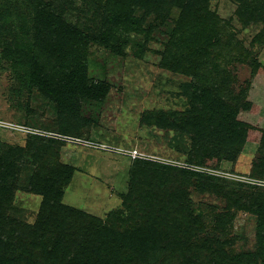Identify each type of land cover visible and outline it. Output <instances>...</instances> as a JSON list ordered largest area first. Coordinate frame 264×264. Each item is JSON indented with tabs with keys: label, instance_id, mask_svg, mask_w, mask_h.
I'll use <instances>...</instances> for the list:
<instances>
[{
	"label": "rangeland",
	"instance_id": "obj_1",
	"mask_svg": "<svg viewBox=\"0 0 264 264\" xmlns=\"http://www.w3.org/2000/svg\"><path fill=\"white\" fill-rule=\"evenodd\" d=\"M122 3L139 21L135 28L109 20L110 4L121 7ZM183 7L184 0H0L3 152H8L7 147H26L35 137L60 143L58 162L75 170L63 189L61 203L82 212L86 219H97L76 223L87 228L91 223L107 224L106 237L112 239L113 246L123 240L119 234L135 229L134 238L147 239L157 248V264H176L165 261L171 253L166 234L160 231H166L160 215L164 198L168 203H179L178 218L186 215L185 204L188 214H203L204 230L195 239L194 250L208 241V245L223 246L235 256L258 251V218L233 209L235 216L226 218L233 221H222L220 213L227 209V201L221 189L227 196L241 193L245 198L260 193L258 200L264 201V150L259 144L264 129V0L197 1L196 10L209 20L180 28ZM44 8L67 27L80 31L85 45L72 44L67 52L55 50L52 34H46L50 26L38 23ZM72 54L81 57L82 84L88 91L97 89L83 95L80 87L69 99L60 95L57 102L48 91L63 88L61 71L60 87L45 81L37 86L36 73L52 67L58 70L56 63L64 55L68 63L60 65L65 75L74 70L69 68L75 65L69 62ZM214 64L219 65L220 72L211 92L219 94L218 102L225 107H234L238 122L246 124L247 131L253 130L248 141L237 147L233 160L220 156L229 143L218 141L217 166L210 168L190 162L191 135L161 126L158 121L166 113L190 109L193 85L208 87L207 71ZM250 86L248 98L241 101L250 103L244 109L235 98ZM213 107L211 104L207 111H217ZM132 152L140 158L134 159ZM25 160L28 165L20 170L17 191L0 208V216H5L2 222L17 231L21 225L37 223L43 211V195L31 189L38 164L29 155ZM136 162L143 169L157 168L167 177L155 181L151 174L137 173L146 181L145 191L131 198L126 216L113 217L124 209L125 197L131 193ZM165 167L187 171L188 175ZM148 193L154 194L150 199L154 216L147 213L150 208L146 204L142 206L140 195ZM182 199L185 204H180ZM46 214L56 215L53 208ZM206 256L201 255V260H208Z\"/></svg>",
	"mask_w": 264,
	"mask_h": 264
},
{
	"label": "trees",
	"instance_id": "obj_2",
	"mask_svg": "<svg viewBox=\"0 0 264 264\" xmlns=\"http://www.w3.org/2000/svg\"><path fill=\"white\" fill-rule=\"evenodd\" d=\"M197 1L202 3L206 0H184L186 7L181 8V19L180 24H178L180 28L195 21L204 24L205 19H208L196 10ZM122 4L121 7L110 4L111 8L108 11L111 17L109 20L119 24L125 22L126 25L129 24V27L135 28L139 25V21L133 17L130 10L126 11V5ZM205 5L204 3V9ZM44 9L38 14V23L41 21L46 27L50 26L51 31L47 30L46 34H52L55 50L60 52L66 50L67 52V49H71L73 45L81 44L82 47L85 45L81 43L83 39L80 31L67 27L61 20L57 19L58 17L47 12L46 9L48 8ZM184 20L187 22L183 23ZM104 37H107L106 33H104ZM82 54H85L84 50H82ZM60 57L56 63L58 70L52 67L46 69L45 72L43 70L40 74L36 73L37 86H40V83L44 84L43 81H45L46 85L51 82L60 87L59 71H61L62 81L65 84L63 83V88L59 89L60 92L48 91L53 100L58 102L61 98L60 95L69 99L72 91H75L76 94L80 87L84 90L80 92L83 95L92 94L96 91L97 88L88 91V87L86 88L82 84V61L79 55H71L69 62H73L75 65L69 68L74 70H68L65 75H63L64 66L60 63L66 65L68 62L64 55ZM219 72V65L214 64L213 69L207 71L210 80L208 87L193 85L194 90H191L192 93H189L191 96L188 99L190 109L182 113H166L161 115L158 121L161 126L191 135L190 162L210 168L217 166L214 165L217 163L220 152L218 141L229 143L220 156L233 160L236 157L237 147H242L248 141L249 133L253 130L250 128L247 131L248 126L238 122L234 107L229 105L225 107L223 103L218 102L219 94L211 92L210 87L215 85ZM194 77L196 78L195 74ZM64 88L69 89L66 91ZM250 88L251 86L248 90L244 89L236 95L237 98L235 99L238 103H242L243 98H248ZM230 93L232 94L233 91L231 90ZM99 96L100 94L96 95V97ZM211 104L217 111H207ZM249 104V102L242 103L243 108L245 109ZM262 116H264V112ZM262 116L260 117L261 122L263 121ZM146 120L148 121L149 117ZM259 144L260 150H264V129L261 130ZM55 147H57V151L54 149ZM2 148L3 146L0 143V208L3 201L6 202V199L13 196L17 191L15 184L19 181L18 175L21 168L24 169L28 165L25 163V156L28 155L38 164L34 171V184L31 189L35 193L42 194L44 202L43 211L37 223L30 227L24 226L25 228L21 225L18 231L7 228L2 222L5 216H0V264H157L155 263L157 248L150 245L147 239L134 238L135 229L130 234L129 232L119 234L123 240L113 246L112 239L106 237L107 224L91 223L87 228L83 223H76L79 220L96 221L97 219L93 217L86 219V215L82 212L61 203L64 196L63 189L71 182L75 170L71 166L62 165L58 162L60 143L35 137V139L28 141L26 147H7L8 152H3ZM136 166L137 170L134 169L131 178L133 187L128 198L125 197L124 209L115 213L113 217L122 218L126 216L129 212L128 209L131 208V198L137 195V192L139 195V192L145 191L146 181H141L138 174H151L155 181L167 177V173L161 172L157 168H155V171H153V168L147 169L146 167V169H143L138 162H136ZM154 166L157 167V165ZM165 169L176 171L183 176L188 175L187 171L171 167H165ZM192 174L199 177L204 176V174ZM221 194L227 201V209L220 213V217L224 219L222 221H229L230 223L233 221L232 219H226L228 215L231 218L235 216L232 212L233 209L247 211L257 216L258 232L256 239L258 251L243 256H235L234 254L230 255L223 246L213 247L208 245V241L203 242L197 250H194L193 243L204 230L202 227L204 225L203 214H198L196 217L192 213L188 214L189 206L182 199L180 204H185L186 215L182 213V217L178 218L176 209L179 203L172 201L168 203L167 199L164 198V203L163 201L160 202L164 212L160 215L166 231L164 233L160 229L161 223L157 229H160L163 235L166 234V246L171 253V255L165 256V261L170 260L176 264H206V262L207 264H264V201L258 200L261 199V194L252 193L248 198H245L241 193L236 196L234 194L227 196L222 189ZM153 195L152 193L140 195L144 203L143 207L146 204V207L150 208L152 205L150 199ZM51 208L54 209L56 215L46 214ZM153 211L156 210L152 206L147 213L154 216ZM0 213H2L1 210ZM141 230L142 228H138V231ZM5 232L6 235H4ZM206 253L208 260H201L200 256ZM159 264H162V262H159Z\"/></svg>",
	"mask_w": 264,
	"mask_h": 264
},
{
	"label": "built area",
	"instance_id": "obj_3",
	"mask_svg": "<svg viewBox=\"0 0 264 264\" xmlns=\"http://www.w3.org/2000/svg\"><path fill=\"white\" fill-rule=\"evenodd\" d=\"M132 157L134 159H137V158L139 159L140 158L137 152H132Z\"/></svg>",
	"mask_w": 264,
	"mask_h": 264
}]
</instances>
